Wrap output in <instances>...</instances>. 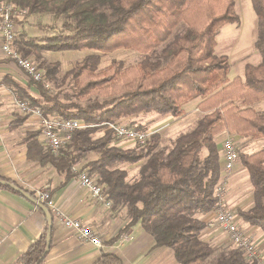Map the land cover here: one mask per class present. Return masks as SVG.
<instances>
[{
  "label": "trees",
  "instance_id": "1",
  "mask_svg": "<svg viewBox=\"0 0 264 264\" xmlns=\"http://www.w3.org/2000/svg\"><path fill=\"white\" fill-rule=\"evenodd\" d=\"M250 1L258 19L256 46L261 60L256 65L245 64L243 77L228 81V59L215 56L214 47L218 28L239 22L233 0H8L26 9L24 20L15 21L18 25L38 14L61 20L57 34L43 38L22 34L15 43L17 52L32 57L44 69L49 82L54 81L59 64L45 62L42 53L91 52L62 76L71 92L63 98L42 83L28 82L38 97L24 93L22 99L38 107L42 116L93 124L113 123L140 113L178 118L184 114V103L199 99L196 109L202 116L190 130L176 136L169 150L158 146L157 133L143 147L117 148L110 145L113 135L109 131L93 138L97 127L75 131L71 142L54 157L37 142V132L29 134L26 160L52 166L62 176L57 189L73 178L72 167L88 153L97 154L82 169L102 186L113 208L123 207L127 213V222L106 245L140 224L152 236L154 247L169 248L177 264H206L215 254L200 238L206 225L197 218L216 205L213 192L221 174V154L214 137L226 132L264 140V113L250 107L264 101V0ZM121 49L139 53L141 60L127 68L113 61L98 70L101 55ZM136 129L144 131L141 126ZM142 160L132 182L126 180L125 170L115 167ZM238 160L253 188V206L238 209L236 215L264 232V148L252 155L239 153ZM0 180L37 199L33 191L16 182L1 176ZM0 190L22 197L7 185L0 184ZM47 230L45 223L40 237L14 264H35L42 257ZM95 264L123 262L113 253H102ZM210 264L258 262L246 261L238 249L230 247Z\"/></svg>",
  "mask_w": 264,
  "mask_h": 264
},
{
  "label": "crops",
  "instance_id": "2",
  "mask_svg": "<svg viewBox=\"0 0 264 264\" xmlns=\"http://www.w3.org/2000/svg\"><path fill=\"white\" fill-rule=\"evenodd\" d=\"M18 29L20 33L26 34L24 24L19 25ZM13 48L16 49L15 43ZM80 52L91 53L90 51ZM47 53L42 54L44 61ZM29 81L21 69L5 58L1 50L0 39V176L14 181L30 191L37 190L40 187L49 189V193L51 192V197L60 212L81 221L101 239L103 244L101 248H98L79 241L74 231L63 228L56 218L51 215L50 248L40 264H95L102 253L117 255L123 264H177L173 255L169 256V248L154 247L152 236L146 233L140 224L131 227L114 244L106 245L124 226L127 219L120 221V218H117L114 214L110 216L105 205L94 201L90 193L79 186L74 176L64 187L57 189L62 181V176L52 166H41L37 162L26 160V142L30 133L37 132L36 140L44 150L39 139L40 130L37 120L22 116L14 104L17 100L23 101L24 93L32 98L38 97L37 90L28 85ZM148 114L140 113L135 115L134 118L139 120L137 121L138 124L144 123L143 119L157 121L156 117ZM225 134V132H221L214 137L219 152H221L222 142H219L218 137L222 135L224 137ZM228 136L232 137L237 145L240 136ZM234 169L226 177L225 198L230 191L235 192V190L238 191L241 188V186L235 188L234 186L239 184L236 183L239 177H242V173L246 178V183L243 186L247 184L249 190L246 198L242 194L239 199H231L230 205L226 206L236 215L238 209L248 210L253 206V188L249 182L248 173L240 162ZM233 175H236L234 176L235 182L229 191L228 187ZM220 178H223L222 173ZM213 217V212L201 214L200 217H197L206 225V228L200 234V238L213 249L220 248V246L222 248L226 247V249L227 247L230 248L226 237L223 240H217L218 237H213L210 233L209 222ZM236 220L240 229L253 238L260 255L263 256L264 232L257 227L240 221L237 215ZM45 223H47V219L42 210L39 211L24 197L0 190V264H14L16 259L40 237ZM222 244H226V246L223 247Z\"/></svg>",
  "mask_w": 264,
  "mask_h": 264
},
{
  "label": "rangeland",
  "instance_id": "3",
  "mask_svg": "<svg viewBox=\"0 0 264 264\" xmlns=\"http://www.w3.org/2000/svg\"><path fill=\"white\" fill-rule=\"evenodd\" d=\"M233 2H234V10L239 18V22L236 24L221 25L217 31V35L215 38L216 45L214 47L215 56H226L228 59L229 70L226 75V78L228 81H231L235 77L242 78L245 64L256 65L261 60L260 52L258 51L257 46H256L257 38H258V19L256 18L254 14L251 1L250 0H233ZM24 17L18 21L24 20ZM60 25H61V20L53 21L50 14L33 15L24 21V30L26 31L25 35L27 37H35V38H43L47 36H52L58 33V29ZM50 26L52 28H50ZM20 35H22V33ZM87 54H89V52H79V51L48 52L46 54L45 62L57 61L59 63V69L56 74V77H54L55 78L54 81L52 82H49L46 79V73L44 72L45 73V83L50 84L47 90L52 94L59 91L61 93V96H60L61 98H63V95H65L66 93H71L69 82L61 80L62 76L67 70L72 69L75 66V64L79 62L82 58H84ZM141 57L142 56L139 53L133 50H122L121 49L118 51L105 53L101 55V60L98 65V70H103V69L108 68L111 62L113 61L122 62L126 68L131 67V66H134L139 60H141ZM27 59L31 60L33 63H35L39 67L38 63H36L32 57H27ZM42 59H43V56H42ZM69 100H72V98H70ZM198 102H199V99H193V100H190L184 103L182 105L184 114L178 118H168L170 116H160L158 114L152 113L148 115L156 117L157 121L150 120V119H143L144 123L138 124L137 121L139 120H137V118H134V116H130V117H125L115 122H118L120 124H124L127 126H132L134 128H137V126H141L144 129V131H146L150 135L157 133L159 135L158 146L164 147L166 148V150H169L171 149L173 145V141L176 138V136L179 135L180 133L190 130L194 126L195 122L202 116V113H200L196 109ZM80 103L84 104L83 101H81ZM250 107L258 113H264V101L255 103L251 105ZM94 128H97V127H94ZM97 129L98 130L94 133L93 138H98L102 136L104 132H107L105 129H102L101 127ZM227 134L228 133H226L224 137H222L223 135L218 137V140L220 143L223 142L226 138H228L229 137L228 135H231V134H228V135ZM111 139L112 140H111L110 145L115 146L117 148H121V149L134 148V145L131 143L118 141L113 136H111ZM237 147H238V154L239 153L253 154L261 150L264 147V140H251L249 138L240 137L237 141ZM96 157H97V154L88 153L83 160L79 161V163L76 164V167H78L79 169H82L85 162L93 160ZM238 161L235 163V166H234L235 169L238 166V163H239ZM143 163L144 161L142 160L132 165L128 163L117 164L115 165V167L125 170L127 172L126 180L128 182H132L137 175L139 167ZM84 171L87 172L86 169ZM234 176L236 175H233L229 183V187H228L229 191L232 188V184L235 182ZM237 176H238V173H237ZM244 183H246V178H245L244 173H242V177L241 178L239 177L236 183L238 185L234 186V188L237 186H241V188L238 189V191L235 190V192L233 191L229 192V195H227L224 200L225 206L230 205L231 199L233 198L239 199L240 195L242 194H243V197L245 198L248 196V192H249L247 188L248 185L246 184V186H243ZM40 189H44V188L42 187L37 188V190H40ZM37 190H34L33 192L35 193V191ZM46 190L49 192V189H46ZM105 207L107 208V212L110 216L114 214L117 218H120L119 219L120 221L123 219H127V213H126L125 208L123 207L113 208L112 203H110L109 206L105 205ZM197 217H200V215H197ZM209 223H210L209 228L211 229L210 233L213 235V237H216V238L218 237L217 240H223L226 236L225 234L221 232L218 226L214 225L213 219ZM222 246L224 247L226 246V244L225 245L222 244ZM230 247L232 246L230 245ZM223 249H226V247L222 248L220 246V248H216L214 250L215 254H213L211 260H208L206 264L212 263L215 257ZM168 254L171 257L172 253H171V250L169 249H168ZM263 257L264 255L261 256L262 264H264Z\"/></svg>",
  "mask_w": 264,
  "mask_h": 264
},
{
  "label": "built area",
  "instance_id": "4",
  "mask_svg": "<svg viewBox=\"0 0 264 264\" xmlns=\"http://www.w3.org/2000/svg\"><path fill=\"white\" fill-rule=\"evenodd\" d=\"M26 15V9H21L9 3L8 0H0V39L1 50L6 59L12 61L19 69H21L27 78L31 81L42 83L45 89L49 88V84L45 83V73L31 60L24 58L17 52L13 45L19 40L20 31L16 20H20ZM18 112L22 116L35 118L39 126V139L45 151H48L54 157L59 156L62 149L71 142L73 133L77 130L87 128L101 127L112 133L113 137L121 142L131 143L134 146H144L150 138V134L146 131H139L132 126L120 124L118 122L92 124L86 123L81 119H63L61 117H44L38 107H32L26 100L15 102ZM221 173L223 178H219L213 192L216 199V205L213 210L214 225L218 226L228 239L229 244L238 249L246 261H257L261 263V255L254 243L253 238L244 232L237 224L236 215L228 209L225 204L226 195V177L234 169L235 163L238 161V147L232 137L226 138L221 145ZM75 180L79 186L86 189L91 198L96 202L110 205V201L106 199L103 188L96 180L88 175L83 169L74 166L71 169ZM36 200L45 203L49 210L60 225L68 230L74 231L79 241L88 243L92 246L101 248V239L94 234L81 221L70 218L60 212L54 203L50 193L46 189L35 191Z\"/></svg>",
  "mask_w": 264,
  "mask_h": 264
},
{
  "label": "water",
  "instance_id": "5",
  "mask_svg": "<svg viewBox=\"0 0 264 264\" xmlns=\"http://www.w3.org/2000/svg\"><path fill=\"white\" fill-rule=\"evenodd\" d=\"M0 184L1 185H7L11 189L17 191L22 197H24L26 200L31 202L37 208L41 209L46 215L47 225H48V230H47V234H46V246H45V249L43 251L42 257L35 263V264H39L49 250L50 237H51V226H52V216H51L49 210L42 203H40L36 199L32 198L29 194H27L25 191H23L22 189H20L16 185H14L12 183L5 182V181H1V180H0Z\"/></svg>",
  "mask_w": 264,
  "mask_h": 264
}]
</instances>
